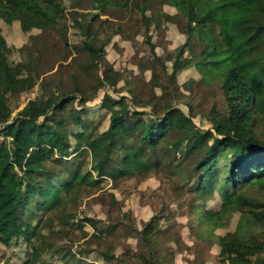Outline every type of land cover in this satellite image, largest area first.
I'll return each instance as SVG.
<instances>
[{
  "label": "trees",
  "instance_id": "trees-1",
  "mask_svg": "<svg viewBox=\"0 0 264 264\" xmlns=\"http://www.w3.org/2000/svg\"><path fill=\"white\" fill-rule=\"evenodd\" d=\"M67 1L80 5V0ZM90 1L91 7L101 12L121 5V0ZM148 1L174 2L183 13L186 40L176 54L173 73L181 69L189 42L195 40L203 46L198 62L191 51L189 65L201 75L202 82L221 83L228 104L226 124L218 115L212 127L203 131L177 107L167 106L157 117L132 109L122 96L115 101L105 99L109 125L98 135L83 132L89 127L80 116L86 108L72 106V95L38 97L13 115L9 105L12 95L29 92L35 85L34 58L8 61L12 50L0 32V244L9 245L12 239L23 236L31 245V264L40 254L33 239L45 225L39 220L32 226L25 221L26 215L34 219L60 212L81 188L95 187L104 178L114 181L119 176L148 172L166 155L176 157L178 152L184 160L194 158L191 179L197 181L198 188L188 213L211 233L223 228V221L232 213L238 214L235 231L216 237L224 262L264 264V0ZM129 3L137 5L130 0L122 5ZM41 7L49 13L41 14ZM148 7L150 4H142L141 17L146 41L154 50L148 33L155 25L147 15ZM63 12L62 0H0V19L17 21L25 33L54 29ZM92 18L84 17L87 38ZM78 26L82 28L83 23ZM109 43L110 38L103 44ZM85 46L94 59L101 52V48ZM19 52L25 55L29 47ZM116 76L113 72L105 76L112 88H116ZM79 103L86 104L83 100ZM51 111L55 113L49 115ZM69 122L76 131H68ZM70 150L76 154L73 164L62 167V158ZM84 156L89 157V169L81 171ZM215 192L220 207L206 210ZM260 228L261 237L255 235ZM155 231L152 223H147L144 237L149 239ZM102 257L112 258L107 253Z\"/></svg>",
  "mask_w": 264,
  "mask_h": 264
},
{
  "label": "rangeland",
  "instance_id": "rangeland-1",
  "mask_svg": "<svg viewBox=\"0 0 264 264\" xmlns=\"http://www.w3.org/2000/svg\"><path fill=\"white\" fill-rule=\"evenodd\" d=\"M130 1L139 7L132 3L123 6L125 0H121V5L108 6L101 12L91 7L90 0H80V5L62 0L64 12L58 24L45 31L25 33L17 21L6 23L0 19L1 35L12 50L7 54L8 61L21 62L23 57L28 62L34 58L35 85L29 92L12 95L9 105L13 115L38 97L72 95V106L78 110L86 108L80 116L89 127L83 132L98 135L109 125L105 99L115 101L122 96L132 109L157 117L163 115L167 106L177 107L203 131L212 127V120L218 115L226 124L228 104L221 83L202 82L201 75L189 65L191 51L198 62L203 46L195 40L189 42V50L181 58V69L173 73L176 54L186 40L183 13L174 2L166 5L163 1ZM143 3L150 4L147 15L155 25L148 33L154 50L146 41L141 17ZM40 13L49 12L41 7ZM95 15L98 17L93 19ZM84 17L92 18L90 38L85 34ZM108 38L110 43L104 45ZM85 43L101 48L97 58L91 57ZM26 46L29 52L20 54ZM111 72L117 73L116 88L105 82ZM80 100L85 101V106L80 105ZM66 128L76 131L71 122ZM70 141L74 144L72 138ZM183 150L182 147L180 151ZM181 154L166 155L148 172L119 176L114 181L104 178L95 187L85 186L68 199L60 212L34 219L26 215L25 221L32 226L39 220L40 225H45L33 239L40 254L32 264H227L219 254L216 237L235 231L238 214L232 213L223 221V228L211 233L194 214L188 213L198 186L191 179L194 158L184 160ZM75 156L67 151L62 167L72 166ZM222 161L223 157L217 164ZM81 163V171L89 169L88 156ZM220 204L215 192L206 203V210L217 211ZM88 219L91 222H86ZM149 222L156 231L147 239L143 229ZM260 233L261 228L255 230V235L261 237ZM24 239L21 236L9 245L0 244V264H31V245ZM104 253L112 258L104 259Z\"/></svg>",
  "mask_w": 264,
  "mask_h": 264
}]
</instances>
